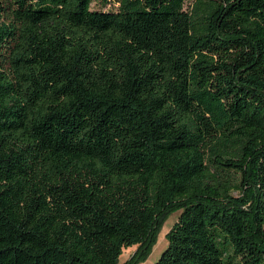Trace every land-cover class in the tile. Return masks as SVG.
Here are the masks:
<instances>
[{"label": "trees", "instance_id": "trees-1", "mask_svg": "<svg viewBox=\"0 0 264 264\" xmlns=\"http://www.w3.org/2000/svg\"><path fill=\"white\" fill-rule=\"evenodd\" d=\"M0 0V264H264V0Z\"/></svg>", "mask_w": 264, "mask_h": 264}, {"label": "rangeland", "instance_id": "rangeland-1", "mask_svg": "<svg viewBox=\"0 0 264 264\" xmlns=\"http://www.w3.org/2000/svg\"><path fill=\"white\" fill-rule=\"evenodd\" d=\"M193 1L194 0H185L183 8L185 10H189L191 3ZM111 6H112L111 3H107L105 5H102L98 0H93L91 3V7L96 8V9H108ZM178 213H179V211L171 213L165 219V221L163 222V224L160 228V231H159L158 236H157V240H156L154 246L152 247L150 254L148 255V257L144 261H142L138 264H153L158 259L160 253L162 252V250L166 246V239L164 238V234L170 228L172 223L176 220ZM135 250H136V245H132V246H129L127 248H123L122 253L120 255V258H119V264H122Z\"/></svg>", "mask_w": 264, "mask_h": 264}]
</instances>
